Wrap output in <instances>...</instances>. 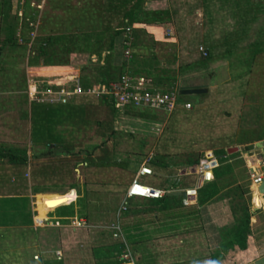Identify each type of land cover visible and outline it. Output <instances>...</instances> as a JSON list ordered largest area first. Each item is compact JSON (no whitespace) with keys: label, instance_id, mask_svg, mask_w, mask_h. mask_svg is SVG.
I'll use <instances>...</instances> for the list:
<instances>
[{"label":"rangeland","instance_id":"rangeland-1","mask_svg":"<svg viewBox=\"0 0 264 264\" xmlns=\"http://www.w3.org/2000/svg\"><path fill=\"white\" fill-rule=\"evenodd\" d=\"M55 1L0 0V153L21 157L10 164L5 161L7 156L0 155V192H20L28 187L34 193L73 189L65 194H40L38 203L44 212L65 195L76 194L75 200L47 212L50 219H39L41 247L51 250L56 246L61 253L67 252L71 259L68 264L110 262L90 254L95 244L114 241L106 226L116 220L119 228L122 222L126 228L121 233L134 262L145 257L155 264H167L206 256L209 246L195 214H140L125 218L116 206L142 164L151 169V174L141 176L138 182L153 188L191 186L196 179L193 168L203 158L211 165L222 161L217 169L220 178L210 188L227 181V172L234 178H239L238 174L247 176L248 180L242 183L251 188L248 171L238 161L248 153L242 149V142L254 140L255 147L264 150V0H146L144 14L138 21L148 19L154 11H162V19L145 24L146 31L140 35L145 46L135 49L142 56L154 51L164 64L154 74L142 71L133 73V77L154 81V75L178 88L201 85L207 91L177 93L176 107L170 114L134 108L126 113L114 105L113 111L103 106L80 105L81 112L76 111L78 120L72 104L79 98L71 95L61 104L50 101L55 99L51 92L100 85L94 71L100 56H63L67 61L63 65L71 68L69 73L39 74L50 57H37L34 38L64 28L59 23L65 22L66 12L53 8ZM83 1L69 0L71 4ZM7 25L13 28L14 41L10 43L1 41L7 35ZM30 31H34L33 38ZM168 32L170 39L161 37ZM89 38V48L95 50L97 37L91 34ZM156 38L159 42L151 46L150 40ZM199 45L208 50L207 57L197 52ZM107 59L110 66H117L122 56L115 55L113 48ZM83 75L89 86L81 85ZM31 84L35 93L29 97L28 93L33 92L29 91ZM183 102H189L191 109L184 111ZM76 122L79 126L72 125ZM234 145L239 146V151L235 157H228L229 162L214 156L215 151ZM252 155H257L264 171L261 154ZM154 158L162 159L167 166H152L150 160ZM195 159L198 161L193 163ZM24 172L28 177L23 176ZM182 176L186 180H180ZM148 202L152 201L132 197L126 205L144 207ZM53 216L67 218L52 220ZM73 217L81 218L84 226L72 231ZM55 222L58 225L52 227ZM6 231L3 228L1 232L8 236ZM131 232L141 242L138 249L128 243ZM15 235L11 232L8 240L14 242ZM10 249L11 245L0 242V264L4 259L10 262L17 257L12 256ZM110 254L114 262L120 253L116 250L115 255L113 249ZM65 262L51 257L47 264ZM116 263L117 260L113 264Z\"/></svg>","mask_w":264,"mask_h":264},{"label":"trees","instance_id":"trees-1","mask_svg":"<svg viewBox=\"0 0 264 264\" xmlns=\"http://www.w3.org/2000/svg\"><path fill=\"white\" fill-rule=\"evenodd\" d=\"M146 0H84L83 3L78 4H71L69 0H56L53 3V8H59L66 12V15L63 16L65 22L61 21L59 24L64 26L62 30H58L55 33L49 32L47 35L34 38V45L37 52V57L47 56L50 59L46 60L45 65L50 64H67L66 58L64 59L63 56H68L70 54H81L86 53L90 56L98 55L100 59L98 60L97 66H95V73L98 75L97 82L100 85H105L110 80H114L118 78L121 74L127 73L130 76H133V73H140L142 71L149 72L150 74H154V72L164 64L161 57H159L154 51L150 50L147 56H142L137 54V50L135 48L139 46H145L142 42V38H140L141 34L145 33V24L154 21L160 22L162 19L161 14L162 11H154L148 16V19L139 20L138 19L144 14L143 3ZM257 3V1H256ZM1 12V11H0ZM166 13V12H164ZM140 25H139V24ZM129 26L130 35H129V57L127 59L121 60L117 66H110L108 62V57L115 48V55L119 54L122 56V49H123V41L126 40V36H124V27ZM7 35L2 38V42L10 43L13 40V28L12 25H7ZM93 32V33H91ZM94 34L97 37V46L95 50H91L90 43V35ZM162 34V33H160ZM161 36V35H160ZM163 38V36H161ZM115 39V40H114ZM83 41V44L80 43ZM159 42V39L156 38L154 40H150V45L152 46L154 43ZM118 44V46H115ZM117 47L120 50H117ZM206 56H208V50L206 49ZM61 55V58L58 57ZM52 56L58 57L57 59H52ZM147 59L148 64L146 65L145 60ZM173 60V58H172ZM52 61V62H50ZM54 61V62H53ZM106 62V63H104ZM150 62V63H149ZM126 67H130L129 70H126ZM57 72H61L60 70ZM148 73V74H149ZM42 75L49 76L48 72L46 71ZM55 76H60V73L55 74ZM154 81H151V86L158 88L160 90H167L170 87L174 86L165 80H162L159 76H154ZM80 83L83 87L89 86L88 85V78L83 75L80 77ZM178 94L180 93V87L178 88ZM74 97H78L72 106L76 107L74 109V116L79 119L76 115V111L81 112L79 109L80 105H87L89 108L91 107H99L102 106L109 108L113 111V104L111 101L106 100L104 97L98 98L97 96H88L85 94L74 95ZM83 100V101H82ZM65 103V102H64ZM177 103V102H176ZM63 104V103H61ZM49 105V104H48ZM130 107H126L123 111L127 113L130 111ZM175 109V108H174ZM184 110V109H183ZM174 111V110H173ZM172 111V112H173ZM187 111V110H184ZM171 112V113H172ZM134 113V112H133ZM139 113V112H136ZM76 124V125H75ZM72 124L74 126L77 125L78 122ZM261 139V138H260ZM256 139V140H260ZM251 141H245L243 143H247ZM230 143V142H229ZM228 143V144H229ZM228 144H225L226 146ZM241 144V143H240ZM68 149V146L65 148ZM237 153L227 154L224 150H217L214 153L215 157H219L223 160L229 159L228 157H235ZM1 156H7L10 162H15L21 157L15 156L11 153H0ZM209 156V155H208ZM212 157V156H211ZM198 159H195L193 163H196ZM241 165H243L242 160L238 161ZM190 163V162H189ZM192 163V162H191ZM222 163V161H221ZM220 162H215V165L212 168V175L213 180L211 182L204 183L200 187L196 189V204H182V198L180 196H172V195H162L159 198H145L150 199L152 202H148L147 206L144 207H129L123 211H120V214L125 215V218L128 216L134 217L140 214H150L152 217H156L159 215L165 217H173L178 216L184 217L190 213H196L197 209L196 206L205 203L208 199L214 196L217 191L221 189H228L232 193H235L237 199L235 202L231 204L232 212L234 215V223L233 225L225 229L221 232V242L218 246V250L214 252L208 253L206 256H201L198 258H191L177 262H170L167 264H196L197 262H202L203 264H219L223 258V255L228 251L237 247L239 249H243L245 247V239L246 235L249 232L248 227V220H249V208L248 202L250 201V189L247 187V200L245 201L243 198H239L241 195L240 186L239 184H234L236 178L230 173L229 179L223 183H219L218 187H211L218 182L220 178V174L217 169L220 167ZM119 165H123L122 162H118ZM150 164L152 166H156L157 168H163L167 165L165 162L160 158H154L150 160ZM73 168V167H72ZM73 174V169H71ZM239 176V174H238ZM73 178V176H72ZM180 180H186L185 176H182ZM184 187V186H183ZM70 188H73L72 186ZM172 188H180L177 185H174ZM71 190V189H69ZM67 190V191H69ZM66 191V192H67ZM43 193V192H42ZM256 194L254 193V196ZM255 199V197H254ZM64 206V204H62ZM59 205L58 207H60ZM66 206H70L66 205ZM133 206V205H132ZM188 211V212H186ZM120 216V215H119ZM124 221V220H122ZM118 222V221H117ZM119 225V224H118ZM126 228L123 226V222L121 224L120 230H125ZM127 243V242H126ZM128 243L130 247L135 249V247H140L141 242L135 239V236L131 232V235L128 238ZM109 249L102 257L111 256V251L113 249L117 250V253H120L122 244L117 241L116 247L115 244L109 246ZM140 249V248H139ZM96 254L99 252H95ZM47 264V261L43 262ZM115 261H106L101 262L99 264H113ZM135 264H155L151 259L143 258L140 260H136Z\"/></svg>","mask_w":264,"mask_h":264},{"label":"crops","instance_id":"crops-1","mask_svg":"<svg viewBox=\"0 0 264 264\" xmlns=\"http://www.w3.org/2000/svg\"><path fill=\"white\" fill-rule=\"evenodd\" d=\"M169 37V32L166 33V36H163V38L166 39H170ZM57 70H60L61 72H57ZM66 70L69 71L66 72ZM46 71L48 72L49 76H55V74L57 73H60V75H65L71 71V68L63 64H50L43 66L38 72L39 74H43ZM29 91H33L32 84L29 86ZM252 141L243 144L245 145L248 143H253ZM256 156L257 155H251L250 153H247L245 155L242 154V166L245 168L246 173L248 171L245 164L246 162H248L249 168L251 170L256 168ZM230 160L231 159H228L227 161L229 162ZM5 161L10 164L12 163L8 159ZM255 171H258V169H255ZM23 176L28 177V174L24 172ZM212 180L213 176L209 182H211ZM247 180V176L244 177L242 175H239V178H236V181L234 183L239 184L241 191V195L239 196V198H243L245 201L247 200L246 190L248 184H243L242 182H246ZM251 190L250 201L248 202L249 232L246 235L245 247L243 249L234 247L233 249L228 250L223 255V258L219 264H264V191L263 194H256L254 196V193H252ZM67 192L34 193L29 190V187L20 192H0V242L11 245L10 250L12 251V256H17L14 257L10 262L5 261L4 259L2 264H44L43 262H48L49 258L51 257L53 259L55 258L57 260L66 261L65 264H68L70 262L69 260L71 259L69 255H67V252L62 251L61 253L59 249H56V246H54V248H50L51 250H47L46 248H43V246L41 247V237L39 231L41 226V224L39 223L42 220L51 218L47 217V212L58 207L59 205L68 204L76 198L75 193L65 195V198L60 202L52 204V207L48 208L44 212H41V208L38 207V203L40 200L39 197L41 196L40 194H65ZM122 196H124V191L121 194V198ZM236 199L237 197L235 196V193L231 192L230 187H228V189H221L220 191H217V193L210 199H208L205 203L196 206V213H191L197 216L199 227L201 228V230H203V233L206 237V244L209 246V253L218 250V246L221 242V232L233 225L235 214L232 212L231 204L235 202ZM65 200L66 202L64 203ZM190 204H196V197L191 200ZM116 207L118 208V206ZM66 218L67 217L65 216H61V218L53 216L52 220ZM39 219H41V221ZM57 225V222H55L54 224H52V227H56ZM3 228L7 229L6 232L7 234H9L8 236H6V233L1 232ZM71 230L75 231L76 229ZM11 232L16 233L14 242L8 240ZM114 241L117 243L116 240ZM114 241H111L107 244L104 242L95 244V248L94 250H92V254L90 255L97 259L100 256L102 257L104 253L111 249L107 245H114ZM100 245L103 246L100 247ZM55 251H59L58 256L55 255ZM96 251L99 253L96 254ZM21 253H24L23 257H21ZM34 255L37 256L36 259L33 258ZM109 257L110 256L102 258H104V260L107 259L112 261Z\"/></svg>","mask_w":264,"mask_h":264},{"label":"built area","instance_id":"built-area-1","mask_svg":"<svg viewBox=\"0 0 264 264\" xmlns=\"http://www.w3.org/2000/svg\"><path fill=\"white\" fill-rule=\"evenodd\" d=\"M31 25V23H29ZM124 36H126V40L123 41V49H122V58L127 59L129 57V35L130 29L129 26L124 27ZM30 36L33 38L34 31L29 32ZM197 52L200 56L205 57L207 52L206 49L202 46H197ZM151 81H146L141 77H133L127 73L121 74L118 78L114 80H110L105 85H91L86 89H81L76 87L74 89H59L56 91H50L51 94L55 95V99H50V101H58L61 103L65 102L66 97L71 95H78V94H94L100 95L107 98L112 104L115 106L116 109H125L126 107L134 108V109H148L153 110L156 112H163L165 114H170L174 108L176 107L177 102V93L178 87L172 86L167 90H160L151 86ZM34 85V84H33ZM36 87V84L34 85ZM47 91V90H46ZM35 89L33 88L32 93H28L29 97L34 95ZM182 109L189 110L191 109V105L189 102L182 103ZM254 154V153H252ZM251 154V155H252ZM212 159V158H211ZM263 162L264 159L262 158ZM257 166L254 169L249 168L248 162H246V167L248 169L249 177L251 178V189L252 193L258 194L257 187L262 180V176L264 175V171H262L260 164L258 161L256 162ZM215 165L208 159H200L193 168L194 174L196 179L194 183L189 187L183 188H172L169 189H159L153 188L150 186H146L140 184L138 179L141 176L150 175L151 169L142 164L138 167L137 172L126 186L124 190V196L122 201L119 203L117 212L123 211L126 208V200L132 197H141V198H159L166 191H174L179 190L184 192V198H182V204H190L191 200L194 199L196 195V189L203 185L204 183L209 182L212 179V168ZM258 169V171H255ZM264 170V169H263ZM187 175V173L183 174ZM70 227L72 229H76L79 227L84 226V222L80 218H70ZM40 224V223H39ZM111 232V238L113 240L119 241L122 244V248L120 254L117 257L116 264H135L132 258V254L130 249L127 246V243L121 233L117 220L115 222L110 223L106 226ZM55 255H59V251H55ZM34 259L37 258L36 255L33 256Z\"/></svg>","mask_w":264,"mask_h":264},{"label":"water","instance_id":"water-1","mask_svg":"<svg viewBox=\"0 0 264 264\" xmlns=\"http://www.w3.org/2000/svg\"><path fill=\"white\" fill-rule=\"evenodd\" d=\"M207 91L205 86L201 85H193V86H182L180 87V93L181 94H203ZM242 149L250 154H261L263 159H264V150H259L258 148L255 147L254 143H248L242 146ZM226 153L231 154L234 152L239 151V146L234 145V146H229L225 149ZM258 194L261 195L263 194L264 191V175L262 176V180L260 184L257 187ZM165 195L169 196H180L181 198H184V192L179 191V190H174V191H166L164 193Z\"/></svg>","mask_w":264,"mask_h":264}]
</instances>
